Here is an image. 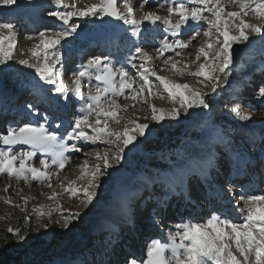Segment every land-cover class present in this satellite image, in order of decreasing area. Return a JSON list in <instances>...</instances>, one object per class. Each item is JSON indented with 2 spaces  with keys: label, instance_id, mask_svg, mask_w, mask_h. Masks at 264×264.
<instances>
[{
  "label": "snow or ice",
  "instance_id": "obj_1",
  "mask_svg": "<svg viewBox=\"0 0 264 264\" xmlns=\"http://www.w3.org/2000/svg\"><path fill=\"white\" fill-rule=\"evenodd\" d=\"M32 4L33 0H21L20 4H17V0H0V8L13 5L28 7ZM147 4L148 0H140L138 7L142 15L137 18L130 0H120L119 4L118 0H99L98 3H89L88 0H50L47 16L60 22V27L54 30L52 36L47 31L39 32L35 37L38 42L28 50L31 59L17 61L20 65L34 69L43 83L55 85L50 91L68 100L69 89L63 79L54 73L58 72L57 66L63 59L62 41L77 35L78 29L82 31V21L112 17L125 25H131V35L136 38L140 37L141 28L146 23L162 25L164 33H170L174 38L169 40L165 35L156 48L155 57L141 46L138 39L134 41V52L127 60V64L135 69L134 73L129 71L125 63L118 62L117 66L111 58L101 56L94 57L87 65L73 72L71 90L74 97L83 101V104L70 125L72 130L66 135H58L46 124L34 126L30 122L0 131V176L6 174L9 179L23 181L29 187L36 181L51 189L47 199L55 207L49 204L31 209L39 227H47L41 221L46 217L50 223L54 211L63 221V228L81 219L80 212L69 211L65 214L58 199L60 192L53 186V179L59 181L60 172L70 162L66 153H80L84 151V144L105 146L102 153L96 151L95 164L85 159L78 166L81 174L76 180L69 181L67 185L63 182L59 184L69 198L80 199L86 206L92 205L97 196L96 190L101 187L102 177L111 176L108 170L120 164L125 149L138 136H145L149 125L137 123L138 117L134 119L122 113L126 114L136 104L148 106L152 113L151 119L159 123L165 118L178 119L181 110L187 114L189 109L210 107V101L205 98L207 93L203 90L158 75L155 59L163 58L162 65L170 66L174 75L197 78L198 83L216 93L218 86L226 83L227 76L231 74L233 45L248 41V33L264 34V0H165V4L157 7L165 10L166 16L159 15L157 11H143ZM249 15L262 23L248 22L246 18ZM15 28L16 25L10 21L0 22V65H7L14 58ZM189 30L193 33L189 38L181 35L182 31ZM197 37H200V41L192 63L181 64L176 57L183 56L184 50L190 48ZM169 52L173 55L165 56ZM20 54L24 55L23 52ZM137 59L140 61L138 64L134 63ZM192 67L197 70L190 71ZM164 70V67L160 68V71ZM151 77H155V81ZM92 79L97 81L94 88L91 86ZM154 87H162L163 91L154 92ZM258 95L264 99V87L259 88ZM149 97L168 99L177 107L171 110L157 108L155 104L149 103ZM121 98L133 103L121 104ZM27 107L36 113L33 105ZM232 111L241 121H251L253 118L251 112H242L239 106ZM44 119L47 121V116ZM121 124L123 130L112 126ZM128 125H134V128L130 130ZM55 127L59 128L60 125L56 124ZM148 134L151 135V132ZM69 141L74 142L69 144ZM17 145H26L28 150H21ZM37 153L50 157V160L39 161L42 167L30 163ZM183 178L181 174V180ZM10 187L6 185L3 191L7 193ZM21 193L22 189L18 192L22 203L14 202L10 196L0 199L27 214L28 204L34 197L23 196ZM239 200L243 201V205L236 219L226 214L213 213L203 220H181L175 224L174 229L169 230L167 240L151 239L144 256L133 257L127 260V264H264V192L242 191ZM165 207L160 205L161 212ZM32 218V215H26L24 223L27 225ZM6 233H11L18 240L26 239L19 228L8 227Z\"/></svg>",
  "mask_w": 264,
  "mask_h": 264
},
{
  "label": "rangeland",
  "instance_id": "obj_2",
  "mask_svg": "<svg viewBox=\"0 0 264 264\" xmlns=\"http://www.w3.org/2000/svg\"><path fill=\"white\" fill-rule=\"evenodd\" d=\"M135 4L133 5L134 8V15L137 17L138 15H142L141 10L139 9V1L140 0H134ZM89 3H98L99 0H88ZM21 0H17V4H20ZM163 4V2H161ZM160 4H154V2L148 1V4L145 5L144 11H157L159 15L164 16L167 15V12L165 10H161V8H158V5ZM154 4V5H153ZM79 6V5H78ZM50 8V0H48V5L44 12H42L39 16L32 15V8L31 6L28 7H17L16 5L11 6L10 8H0V10H6L2 11L0 14L1 16L5 17L4 20L0 19V22L3 21H10L16 25V28L14 29L16 32L14 42L16 44V50L14 51V58L13 60L9 61L7 65H0V93L4 96H7V108L9 111H11V115H17L16 117L19 118L18 120H12L9 116L7 117H0V131H5L7 127L9 126H18L25 122H29V113L32 112L31 109L28 107H25L22 105L24 103V100L19 103V100L17 98L27 96L29 95L28 89H30L31 84L35 86V92H32L33 95L40 93H46L48 94L50 100L52 102L59 101V103H68L67 107H64L66 109V115L70 118V123H72L75 119V116L79 113L80 106L83 104V101L77 100L72 92V79H73V72H76L80 69L82 66H78L75 64L73 59L76 57L77 53V46L82 42L80 40V37H86L85 41L87 39H91L90 37H87L86 35L91 34L93 32L98 33L100 29H103L105 32L106 27L102 25V23L106 20V17H104L103 20L96 19V18H88L81 22L82 24V31L78 29V34L72 37H68L67 40L62 41V47H61V55L63 57L61 64L57 66V73L60 76V78L63 79L64 85L66 88L69 89L67 95L69 97L68 100H64L63 98H60L58 94H55L54 92H51L50 89L53 85H48L43 83L39 79V77L35 74L34 69L27 68L23 65H20L17 61L20 59H31V55L28 52V50L38 42L35 37L38 36L39 32L46 31L49 29V36L53 35L54 30L58 29L60 27V22L54 21L52 18H49L47 16V12ZM161 10V11H160ZM239 10V9H237ZM140 12V13H139ZM25 18H29L30 20H36V25H32L31 27H26L25 23L27 21ZM139 18V17H137ZM255 18V17H254ZM253 19V21H249L250 23L254 24H261L262 22L256 19ZM16 19V22H13ZM38 21V22H37ZM50 21V22H49ZM96 22V23H95ZM122 22V21H121ZM51 24V25H50ZM34 25V26H33ZM121 24L117 27H120ZM124 26H126L124 24ZM123 26V28H124ZM152 25L145 24L142 26V28L149 31V27ZM156 26V25H155ZM153 27V30H156L157 32H161L160 28L162 27ZM46 29V30H44ZM51 29V30H50ZM120 29V28H119ZM122 29V28H121ZM131 33L132 27L131 25L127 29L125 28V31ZM106 33V32H105ZM6 34V33H5ZM255 33H250L249 39H256L254 41H246L244 44V52L245 54L237 55L233 59V63L240 61L242 62L245 56L249 53H254L255 48L258 45V41L261 39V36L263 35V39L261 41H264V34L257 35ZM144 35L148 36V33H145ZM192 33H189V38ZM257 35V36H256ZM144 36V37H147ZM153 35H150L152 37ZM29 37H33V39H29ZM141 37V35H140ZM148 37V38H150ZM147 38V39H148ZM160 39H157L158 43L163 39L162 36L158 37ZM130 40V36H129ZM146 40V39H143ZM200 41V39L195 40V46L192 43V46L186 50H184V55L181 57H176L177 61H180L181 64L183 63H192V60L194 59L195 49L199 46L196 45ZM127 43L125 41L121 44L120 52L123 49H126ZM145 50L148 51L150 54H156V48L148 46L145 47ZM241 44H235L233 45V49L236 50V52L241 49ZM232 49V50H233ZM23 52L24 55H21L20 53ZM234 52V53H236ZM84 53V52H83ZM233 53V54H234ZM117 54V53H116ZM132 52H130L129 57L131 56ZM192 54V55H189ZM171 54H165V56H172ZM243 55L242 59L240 57ZM96 56L101 57H107L104 55H87L85 57V62L83 65H87L88 62L93 59ZM120 53L117 54L116 57H109L112 59L114 63L119 62L120 59L123 57L120 56ZM154 56V55H153ZM254 56V55H253ZM128 57V58H129ZM127 58V59H128ZM260 58V57H259ZM162 59H155V69L158 73V75L166 76L171 80H174L178 83H186L189 84L192 88L203 90L207 93V96L205 97L210 101V107L208 109H200V108H194L189 109L187 114H184L183 110H181V114L176 120H171L168 118H165L162 122L163 124H159L151 119V111L148 106L141 107L140 104H136L135 108H130L129 111L125 114L122 113V115H127L129 117H132L136 119L137 117V123H147L149 125L147 132L153 133V135L150 138L146 139V133L143 137H137L136 141L129 145L128 148L125 149L126 151H129V149H133L131 152L132 159L134 162H132L129 166H127L124 163V160L120 162V164H115L112 169H109L108 171L111 173V176H105L102 177L100 184L101 187L97 189V196L96 199L93 201L92 205H85L82 203L80 199L76 198H69L65 197L63 190H60L59 184L63 182L65 185L68 184L69 181L76 180V176L80 175L79 165L80 160H82V154H90L93 156V159L95 157L96 151L103 152L104 145H96L95 148L93 147H86L84 151L80 153H74L69 152L67 155L70 158V162L65 166L64 170L60 172V180L57 181L55 178L53 179V186L56 188L57 192H60V196L58 197L59 201L63 205V209L65 214H67L69 211L71 212H80L81 213V219L79 221H73V223L68 228H63L62 224L63 221L60 219L59 214L57 212H53V218L52 221L49 223L47 221V218L45 217L42 223L47 224V227H39L35 218V215L31 213V209L35 206L39 205H49L52 204L53 208L55 207V204L47 199L48 193L51 194V189L47 188L46 186L39 184L36 181L32 182L31 187L27 186L23 181H17L14 178L9 179L7 175L0 176V198L5 196H10L12 200L16 203H22V200L20 199V195L18 196L19 190H23L21 193L23 196L27 197H34V199H31L28 204L29 212L26 214L24 212H21L18 208L12 207L8 204H5L3 202V199H0V250L4 251L6 253L7 258L11 262V264H52L55 262L58 263H65V262H71L75 264H80L78 259L83 260V264H107L106 261L109 259V251L110 247H107V245H104L107 243L106 235L103 236L102 233H98L100 231L97 226L100 225V222L103 219H100L101 212L106 211L111 206V203L118 200L117 197H120L122 194H124L123 191L126 188V184L122 185V181L124 180V169L127 171L126 167H131L135 164V167H131L129 171L126 172V175L131 173V176H133V179L129 181L127 184V188L131 189L134 185V181H136L139 178H149L153 180H160L162 179V175L165 176L168 172H173L179 164L183 162L184 159H187L188 157H194L198 154H203V152L208 151L213 154L219 155L220 159H223L227 162H229L228 158H225L228 151H231L229 149L230 147H233V142L235 140L241 141L242 145L237 147L239 143L236 144L235 149H233V152H239V153H249L251 154L252 151H255L257 154L256 156H260L261 153L264 151V147L260 148L259 145L257 148H255V144H245L248 142L246 140V134L247 131L243 130L244 128L241 124L237 123V125L232 122L230 119V116L232 114V109L236 106H239L240 109L245 108V102L253 105H258L259 101L262 99L258 95V90L260 87H263L261 85V81H255L253 83V87L250 89H246L245 94L239 93L240 97H245V102L241 101V104L237 105L236 96L235 98H227L221 103L225 97L229 96V91L233 87L234 83L233 81H240L242 76L235 77L230 80L229 76H227L226 80L227 82L224 84H221L218 86L216 93H213L210 88H205L203 84H200L197 82V78L189 77L185 75L184 77H180L177 75H174L172 71L170 70V66H164L162 65ZM240 59V60H239ZM73 63V64H71ZM164 67V71H160V68ZM235 67V66H234ZM236 70L239 69V64L236 65ZM244 69V65L240 66V70L235 72H240ZM197 69L195 67H192L190 71H196ZM244 72H247L246 69L243 70ZM134 73V71H132ZM243 74V73H242ZM259 76V75H258ZM139 78V77H138ZM153 81H155V77H151ZM243 80V79H242ZM23 81V87L22 83ZM138 82V81H137ZM97 81L92 79L91 86L94 88ZM15 84V85H14ZM158 84V82H156ZM221 91L219 88H222ZM242 90V89H241ZM240 90V91H241ZM154 92H162V87H154ZM32 96V95H31ZM52 98V99H51ZM27 99V98H26ZM32 99H37V97L33 96ZM257 101V102H256ZM227 102V103H225ZM256 102V103H255ZM119 103L130 105L133 102L132 101H124L122 98L119 100ZM149 103L155 104L157 108H163L165 110H171L173 107H177V105L172 104L168 99H160V98H152L149 97ZM219 104V113H217V106ZM15 105V106H14ZM60 105V104H58ZM225 106V107H224ZM225 108L226 111H228L227 115H222V109ZM263 108V107H261ZM252 111H250L254 116L255 119L259 121H264V111H259L257 107H251ZM49 109L44 107L43 109L39 108L36 109V113L40 115V122L37 124H45L44 116H49ZM264 110V109H263ZM14 111H17L19 113H15ZM242 112H248L247 110H241ZM5 112V110L3 111ZM142 114H144L142 116ZM144 117H148V119H144ZM61 118V117H59ZM68 119V118H65ZM62 120V119H61ZM61 120H57L58 122ZM246 125V127H250L251 123L249 121H242ZM227 126L225 129H223V126ZM113 127L117 128L118 130H123V124L121 125H112ZM129 129L131 130L134 128V125H128ZM232 127V128H231ZM231 129H237L236 131H233L230 133ZM243 130V131H241ZM229 134L226 138H230L228 142H224L225 136ZM158 137H163V139L171 140V139H177L179 142V145L177 148L167 150L165 152L160 153H153L151 151H147V144L151 141L156 140ZM203 137L202 140H199ZM245 137V138H244ZM244 138V139H242ZM259 141H262L259 140ZM74 142V141H73ZM141 142V143H140ZM245 142V143H244ZM138 145V146H137ZM204 145V146H202ZM26 147V145H22ZM229 149V150H227ZM21 150H27V149H21ZM182 151V153H180ZM218 151V152H217ZM194 152V153H192ZM224 152V157L221 158V154ZM192 153V154H191ZM114 154V153H113ZM181 156V158H180ZM41 157V156H40ZM180 158V159H179ZM49 160V159H48ZM92 164L93 162H96L94 160H89ZM224 161V162H225ZM218 163L221 162L220 160L217 161ZM258 162V161H257ZM30 163L33 166L36 167H42V165L39 163L38 160H36L33 157V160L30 161ZM256 163V162H255ZM229 163H227L228 165ZM225 164H223L224 166ZM252 169L250 167L249 171ZM223 170L217 168V172H214V176L222 173ZM251 173V172H250ZM262 175V173H261ZM65 177L67 179H65ZM164 180V178H163ZM133 181V182H132ZM195 183L192 184L193 189L197 191L195 188V184L197 183V179H194ZM261 181L263 182L262 187L259 189L256 193H262L264 192V174L261 176ZM126 182V181H125ZM216 184H221V179H215ZM250 182V181H249ZM224 183V182H223ZM227 183V188L233 189L235 192V195L233 197L234 203L237 202L240 207L243 205V201L239 200V194L243 191L244 186H235L231 183ZM6 185H11L9 188V191L5 193L3 189ZM223 185V184H222ZM224 186V185H223ZM25 187H28V189H23ZM25 190V191H24ZM24 193V194H23ZM180 198V196H179ZM107 201L108 204L106 205ZM230 200H227V202ZM115 203V202H114ZM116 206H118V203H115ZM203 203L201 202V205ZM226 208L222 213L232 216L231 211L232 208L230 205H227ZM237 208V209H238ZM111 209V208H110ZM173 209L171 217L167 219L169 221V225H171L170 228L167 227V232L169 230L174 229L175 224L179 223L181 220H186L192 217L193 213L192 210H189L187 215L182 219V217H178ZM217 209L213 213H217ZM194 212V210H193ZM202 212L204 219H206L208 216H210L213 213L209 212V209H206L204 206L202 207ZM240 213V211H238ZM236 214V213H235ZM26 215H32V220L27 225L24 223L25 216ZM150 216L146 213H142L139 215V223L143 228H147L152 225L155 221H150ZM235 217V216H234ZM237 218V217H236ZM157 222H163L160 215L155 217ZM201 220L203 218H200ZM106 221V220H103ZM109 221V220H108ZM94 222L96 225H94ZM156 223V222H155ZM140 226V227H141ZM8 227L13 228H19L21 235L25 236L26 239L24 240H18L16 237H14L11 233H6V229ZM109 226H106L104 228H108ZM154 226H152L153 228ZM163 227V228H162ZM102 228L104 231L105 229ZM160 228L164 230V225H160ZM58 231L61 235H64L65 237H61L60 235H57ZM160 229L158 227V230L155 231L154 237L152 239H160L161 241L167 240V237L164 238L162 236V233L160 234L161 237H157ZM97 232V233H96ZM106 232V231H104ZM103 232V234H104ZM108 232V231H107ZM157 234V235H156ZM89 237H85L88 236ZM126 236V234H125ZM132 237L128 235L127 240L124 239L126 244H131ZM139 243H144V238L139 240ZM44 243V249L43 252H37L35 251L36 247L40 244ZM108 244V243H107ZM110 245V244H108ZM141 246V245H140ZM148 245L145 246V249ZM144 249V248H143ZM141 250V258L145 254V249L143 251ZM136 251V250H135ZM137 254V252H136ZM129 254H126L122 260L117 256V254L114 255L112 259V264H115L117 262H120L119 264H127V260L133 258ZM136 258H140V255H135ZM117 260V262H116Z\"/></svg>",
  "mask_w": 264,
  "mask_h": 264
},
{
  "label": "bare ground",
  "instance_id": "obj_3",
  "mask_svg": "<svg viewBox=\"0 0 264 264\" xmlns=\"http://www.w3.org/2000/svg\"><path fill=\"white\" fill-rule=\"evenodd\" d=\"M148 1L154 2V4H160L161 2H163V4H165V0H148ZM130 2L132 3V5L135 4L134 0H130ZM139 3H140V1H139ZM120 7H121V11H123L122 4H120ZM6 10H0V13L2 11H6ZM231 10L239 11L237 9H231ZM140 16L141 15H138L137 17H140ZM164 16H166V15H164ZM252 17L254 18V16L249 15L246 18V20L253 21ZM4 18L5 17L1 16V14H0V19L4 20ZM25 20L27 21V23H25L26 27H31L32 25H30V24L36 25V20H30L29 18H25ZM13 22H16V19ZM123 26H124V24H123V22H121V26L120 27H114V28H111V29H105L106 36L104 38H102L101 40H98V41H95V40H92V39H87L85 41L86 37H80V40L82 42H80V44L77 46V53L76 54L78 56L81 55L83 52H85V50H89L90 49V46H91L92 42H98V44L101 45V46L105 45L106 47H109V46L113 47V51H112L111 55H113V53H114V55H115V53H117V54L120 53V56L123 55V57L120 59L119 62L125 63V66L128 67L130 72H132V71L135 72V69H132L131 65L127 64V60H128L127 58L129 57L130 52H132V54L134 52V41H136L138 39L142 47L150 46V47L154 48V46L158 47L160 45V43H158V41H157V39H160V38H158L160 36H162V38H164V36L167 35L169 40L174 39L170 35V33H164L162 25H156L155 26V27H158V26L162 27V28H160L161 32H157L156 30L151 31L153 29V27H154L153 25L151 27H149V31H147L145 28L144 29L141 28V37H139V38L133 37L130 32L128 33L127 30L125 31V28L127 27V29H128L130 25H126V26H124V28H123ZM44 30H46V29H44ZM46 31L49 32V29L46 30ZM145 33H148V36L144 35ZM189 33H192L191 30H189L187 32L182 31L181 35L183 37L187 38L189 36ZM248 34H250V33H248ZM150 35H153V36L150 37ZM129 36H130V40H129ZM144 36H147V37H144ZM148 37H150V38H148ZM143 39H146V40H143ZM198 39H200V37H197V40ZM257 39H258V36L254 40H257ZM261 39H263V35L261 36ZM261 39L258 41V45L255 48V52L254 53L247 54L242 62L238 61L235 64L232 63V65H230V69H231V74L229 75L230 80L233 81L232 79H234L235 77H239V76H242L241 78L243 80L241 79L240 81H233L235 83H234L233 87L231 88V90L229 91V96L230 97H225L224 100L221 103H219V104H223V102L227 98H230V99L235 98L234 96H236L237 98L239 97L238 99L235 98V99H237L236 100V102H237L236 104L237 105L238 104L240 105L241 101L245 102V100H244L245 97L241 98L239 93L243 92V94H245L246 89H250L251 87H253V82L255 80H257V76H256L257 74L256 73L259 72V71H263L264 70V41L262 42ZM249 40L251 42L254 41L253 39H249ZM123 41H125L127 43V47H126V49H123L120 52L118 49L120 47L121 42H123ZM117 43L119 44V47L116 48L117 52H115V45ZM195 43L196 42L193 41V45ZM196 45H198V43ZM244 45H245L244 43L241 44L242 48L239 49L238 52H236L235 49L232 50L233 53L236 52V53L233 54L232 59H234V57H236L237 55L245 54ZM108 53L109 52H107L105 54H108ZM165 54H171V52L165 53ZM152 55H154V57H155L156 54L152 53ZM79 57H81V56H79ZM107 57H110V56H107ZM111 57H113V56H111ZM242 57H243V55L240 57V59H242ZM84 62H85V59H84ZM116 63H117V66H119L118 62H116ZM134 63H137V64L140 63L139 59L134 61ZM155 64L156 63L154 61V65ZM237 64H239V67H238L239 69L236 70L235 68H237L236 67ZM242 65H244V69H246L247 72H244L243 71L244 69L242 71H240V72H235L234 71V70L239 71L240 70V66H242ZM137 81L139 83V78L138 77H137ZM21 83H22V88L25 90V88L23 87V81H21ZM54 87H55V85H53L51 89H54ZM219 89L221 91V89H223V87L219 88ZM32 92H35V86L33 84H31L30 89H28L29 95L17 98L18 101L21 100V101H19V103H21L25 99L24 103H22V105L27 107L29 104H31V105L34 106L35 109L43 108V105H44L47 109H49L48 110L49 116L47 117L48 118L47 121H45L46 126L49 127L51 130L55 131L58 135H66L67 132H70L72 130L71 127H70V118L66 115V109L64 108V107H67L68 103L62 104V103H59V101H60L59 100L57 102L60 105H58L56 102H53V100L56 101V99H52L51 98L52 102L50 100H48V98H49L48 94H46V93L45 94L44 93L38 94L36 92V94L33 95ZM33 96L37 97V99H32ZM6 98H7V96H4L3 94L0 93V114H4L3 117L9 116L14 121L18 120L19 118L16 117L17 115H11V111L6 109L7 108V105H6L7 100H6ZM60 98H62V97H60ZM225 103H227V102H225ZM253 103L249 104V103L245 102V108H242L240 110H244L245 109L248 112H250V111H252L251 107H255L256 106L259 111H264L263 110L264 109V99H261L259 101L258 105H255V104L253 105ZM219 104L217 106V113H219L218 112L219 111ZM261 107H263V108H261ZM4 110H5V112H3ZM221 112H222L223 116L227 115V113H228V111H226L225 108H223ZM29 114H30L29 115V122H30V120L32 119L33 116H37L38 118H40V115H38L37 113L34 114L33 112H30ZM143 115L144 114H142V116ZM253 116L254 115L252 114V117ZM59 117H61V118H59ZM65 118H68V119H65ZM58 119L59 120L62 119V120L58 122L57 121ZM230 119L236 125H237V123L241 124L243 127H240V128H244L243 130L247 131V134H246L245 137H246V140L248 142H246V143L244 142L245 144H251L252 145V143H254L256 145L255 148H257V145L260 142L259 140L262 139L264 141V121H259V120L255 119L253 117L252 120L249 121L251 123V126L250 127H248V126L246 127V125L244 123H242L241 120H239V118L236 116V114L233 111H232V114L230 116ZM30 123H32V122H30ZM56 124H59L60 127L56 128L55 127ZM159 124H163V122L161 121V122H159ZM33 125L37 126V124H33ZM226 127L227 126H223L222 128L225 129ZM231 128H228V130H230V133L233 132V131H236L238 129V128L237 129H234V128L231 129ZM243 130H241V131H243ZM148 133L149 132L146 131V139L150 138L153 135V133H151V135H149ZM228 135L229 134H227L225 136V138L223 139L224 142H228V140L231 137H233V136H231L230 138H226ZM244 138H242V139H244ZM202 139H203V137L201 139H199V140H202ZM233 139H234V137H233ZM68 143L71 144V143H73V141H69ZM78 143H83V142H78ZM237 143H239V145L237 146V147H239L240 145H242L241 143H243V142H242V140L241 141L235 140L233 142V147L229 148V149H231V151L227 152L225 158H228L229 159L228 161L232 162L234 167L237 166L235 168L237 169V171H240V175L243 174L244 169L247 166H249L251 163H252V165H254V162L257 159L258 160V163L256 164L257 165V169L255 170L257 172V174L254 176V179H258L259 172L262 171V161L264 162V153H261L260 156H258V155L256 156L257 153L255 151H252L251 154L233 152L232 150L237 148V147L234 148V146H236ZM89 146L93 147V148L96 147V145L84 144V149L86 147H89ZM202 146H204V145H202ZM16 147L19 148V149H27L28 150V146L24 147L22 145H17ZM229 149H227V150H229ZM180 153H182V151ZM192 153H194V152H192ZM218 153L217 154H213V153H210L208 151H205V152H203V154L201 153V154L195 155L194 157L193 156L192 157H188L187 159H184L183 162L181 164H179V166L173 172H168V173L165 174V176L162 175V179H160L158 181L157 180L155 181L158 184V186H161L160 190L162 191V195H163L161 197H155L153 194H151L149 192H145L144 194H142L143 192L142 193L141 192H137L136 190H134L132 192L131 196H132L133 210L136 213L135 219H137L139 213L146 212V210H149L150 208L155 210V207H157V206L159 207V210H160V211L158 210L157 213H159V212H161L160 205H162V204L166 205L165 209L162 211V212H164V219H165L164 228L165 229L162 230L163 227L160 228L161 222H157L155 217H153L152 218V222L155 221L156 223L155 222L152 223V225H150V229H145V231H149V233L151 234V231L153 233L152 226L159 225V229H161L160 232H163L162 236L164 238H166L167 237V233H168L167 232V227L168 226H169L168 228L171 227V225H169V221L167 219H169V217H171V214H172V211H173V206L175 205V201H177L178 199L180 200L181 197L183 196L184 192L185 193L186 192H193V193H198V194L200 193V195H203L205 199H209L210 200V202H208V203L204 202L201 205V203L200 204H196L199 200H198V198L194 197V199L191 202L192 204L187 206L188 211L192 210L191 212L193 213V215H192V217H194L193 219H200V218L204 219L203 212H202V207L203 206L206 209H213L216 206V204H218L217 208H219L220 210L224 211L226 208H228V207H224V205H225V203H228V205H230V207L232 208V211L230 212L232 215L233 214L235 215V213L239 211L238 207H239L240 204H238L237 202L234 203V201H233V197L235 195L234 190L231 189V191H229L227 186H226L227 183H225V182H224L225 185L223 186L222 184H216V182L214 181V175L213 174H214L215 171L217 172V168H219L221 170H225L229 166H231V163L227 165L228 162L223 160L224 159L223 158L224 157V152L220 153L221 154V158H223V159L219 158ZM67 154L68 153H66V155ZM34 158L36 160H38V161H40L41 159H46V160L49 159L50 160V157L44 155L43 153H37ZM180 158H181V156H180ZM85 159L94 160L92 155H90V154H82V160H80V163H83V161ZM123 160H124V163L127 166H129L132 162H134V160L132 159V155H131L130 151H126L125 152ZM219 160L221 162L218 163L217 161H219ZM95 163L96 162H93V164H95ZM223 164H225V165L223 166ZM131 167L134 168L135 164L133 166H131ZM131 167H126L127 171H129V169H131ZM123 169H124V173H125L124 174L125 178H124V180L122 181L121 184L124 185V183H125L126 186H127V183L133 178V176H131V173L126 175L127 171H125V168H123ZM181 174L184 175L183 180H181ZM77 177H78V175L76 176V178ZM163 178H164V180H163ZM194 179H197V183L195 184V188L197 189V191H195L193 189V186H192V184L195 183ZM144 180H145L144 178H139V179L136 180V182H143ZM258 181L260 182V185H259L260 187L259 188H261L262 187L261 186V180H258ZM166 182L168 184H166ZM164 185H167V186H170V187L169 188H164ZM185 185H186V189H185ZM255 185L256 184H254V186ZM23 189H28V187H25ZM60 190H62V189L60 188ZM131 190L132 189L128 190V192L131 191ZM243 191H245L246 193L253 192V191H249L247 188H244ZM22 192H23V190H22ZM48 195H49V193H48ZM127 195H128V193H127ZM125 196H126V194H124V197ZM179 196H180V198H179ZM65 197H68V196L64 195V198ZM116 199H118V200H116L114 202L118 203V206H116V204L113 202V203H111V206L109 207L108 210L102 211L100 219H103V220H106V221L102 220L100 222V225L97 226V228L100 230V231H98V233H102L103 236H105L107 234L106 235L107 236L106 239L109 238L110 234L112 236V239L110 240V242H108V244H110V245H108L107 243L104 244V245H107V247H110V251H109V255L110 256H109L108 261H106L107 264H112L111 262H112V259H113L115 254H117V256L120 258V260H122V257L124 256L125 253L131 254V253L134 252L133 251V247L127 245L125 243V241H124L125 238H123L124 237L123 234L126 233L128 229L124 228V229L119 230V229L114 228V226H113V224H115V225L118 224V222L115 221V215L116 214H114V212L118 211L117 214L121 218H123V216H124V211H123V206H122L124 198L117 197ZM126 199H127V197H126ZM226 200H230V201L227 202ZM217 201H220V202L218 203ZM108 202H110V201H107L106 205L108 204ZM221 203L223 205H221ZM148 207H150V208H148ZM193 210H194V212H193ZM157 213H155V214L157 215ZM181 214L182 213L177 214V218L178 217L180 218L182 216V219H183L185 217V215H187L186 213L183 214V215H181ZM231 217H233V216H231ZM94 225H96L95 222H94ZM119 225L123 226L122 223H119ZM106 226H109V227L108 228H104ZM138 226H139V228L133 233L136 234L138 237H140L141 233H139L138 230L141 228V231H143V227H140V223L139 222H138ZM127 227L129 228V226H127ZM102 228H104L105 229L104 231H106V232L102 231L103 230ZM112 228H114L115 230H118L117 233H115L113 231H111L110 233L107 232V231H109V229H112ZM103 232H104V234H103ZM160 232H159L158 235H160ZM119 233H120V235H119ZM57 235H60L62 238L65 237L64 235H61L59 231H58ZM85 237L87 238V237H89V235L85 236ZM122 245L124 246V248H121ZM145 245L146 244L143 243V246H145ZM143 251H144V249H143ZM137 255H140V258H141V252L140 253L137 252ZM78 261L80 262V264H83L82 262H84L83 260H80V259H78ZM116 262H117V260H116ZM119 263L120 262H117L115 264H119ZM52 264H62V263L55 262V263H52ZM63 264H75V262L74 263L65 262Z\"/></svg>",
  "mask_w": 264,
  "mask_h": 264
},
{
  "label": "trees",
  "instance_id": "obj_4",
  "mask_svg": "<svg viewBox=\"0 0 264 264\" xmlns=\"http://www.w3.org/2000/svg\"><path fill=\"white\" fill-rule=\"evenodd\" d=\"M179 145V142L177 139H163V137H158L156 140L151 141L147 144V151H151L153 153H160L165 152L167 150H171L174 148H177ZM44 243L40 244L36 247L35 251L42 253L44 249ZM0 264H11L9 259L6 256V253L2 250H0Z\"/></svg>",
  "mask_w": 264,
  "mask_h": 264
},
{
  "label": "water",
  "instance_id": "obj_5",
  "mask_svg": "<svg viewBox=\"0 0 264 264\" xmlns=\"http://www.w3.org/2000/svg\"><path fill=\"white\" fill-rule=\"evenodd\" d=\"M120 3V0H118V4ZM48 5V0H33V4L31 5V8L33 10L32 15L39 16L42 12L45 11L46 7ZM121 23V21H118L112 17H106V20L102 23V25L108 29L112 27H116ZM87 37H95L96 39L98 36L100 38H104L106 36V33L103 32V29H100L98 33H91L89 35H86Z\"/></svg>",
  "mask_w": 264,
  "mask_h": 264
}]
</instances>
